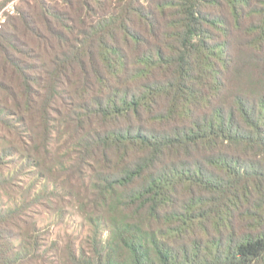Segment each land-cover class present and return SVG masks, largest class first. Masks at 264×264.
<instances>
[{
    "label": "trees",
    "instance_id": "16d2710c",
    "mask_svg": "<svg viewBox=\"0 0 264 264\" xmlns=\"http://www.w3.org/2000/svg\"><path fill=\"white\" fill-rule=\"evenodd\" d=\"M0 264H264V0H16Z\"/></svg>",
    "mask_w": 264,
    "mask_h": 264
},
{
    "label": "rangeland",
    "instance_id": "374dc122",
    "mask_svg": "<svg viewBox=\"0 0 264 264\" xmlns=\"http://www.w3.org/2000/svg\"><path fill=\"white\" fill-rule=\"evenodd\" d=\"M64 217H53L47 210L43 209L41 216H35L38 223V227L46 228L49 227V233L43 230L42 239L49 243V239H58L62 244L65 243L67 237H76L77 235L82 236L84 233V227L81 224L80 219L76 216L74 209L69 208L65 210ZM49 245V244H47Z\"/></svg>",
    "mask_w": 264,
    "mask_h": 264
},
{
    "label": "built area",
    "instance_id": "2783aa9c",
    "mask_svg": "<svg viewBox=\"0 0 264 264\" xmlns=\"http://www.w3.org/2000/svg\"><path fill=\"white\" fill-rule=\"evenodd\" d=\"M15 1L16 0H12L4 8L0 10V28L6 22L7 16L14 12Z\"/></svg>",
    "mask_w": 264,
    "mask_h": 264
}]
</instances>
